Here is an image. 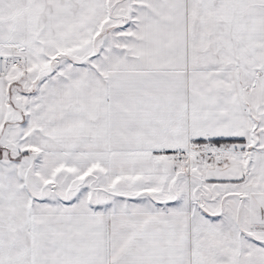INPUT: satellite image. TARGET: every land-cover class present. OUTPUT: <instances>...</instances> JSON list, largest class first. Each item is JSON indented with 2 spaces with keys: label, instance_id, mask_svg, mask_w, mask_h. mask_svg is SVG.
I'll list each match as a JSON object with an SVG mask.
<instances>
[{
  "label": "snow or ice",
  "instance_id": "snow-or-ice-1",
  "mask_svg": "<svg viewBox=\"0 0 264 264\" xmlns=\"http://www.w3.org/2000/svg\"><path fill=\"white\" fill-rule=\"evenodd\" d=\"M0 264H264V0H0Z\"/></svg>",
  "mask_w": 264,
  "mask_h": 264
}]
</instances>
